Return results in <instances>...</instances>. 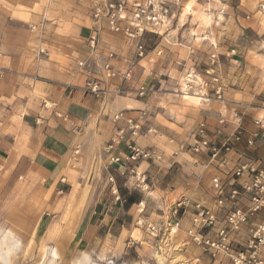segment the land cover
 <instances>
[{
  "label": "crops",
  "instance_id": "obj_1",
  "mask_svg": "<svg viewBox=\"0 0 264 264\" xmlns=\"http://www.w3.org/2000/svg\"><path fill=\"white\" fill-rule=\"evenodd\" d=\"M91 1L65 0L63 3L59 0L53 10L45 9L43 17L47 19L50 16L42 36L48 56L45 59L37 62L33 55L25 56L26 45L21 50L16 46H2L0 202H27L30 190L36 189V195L42 197L40 201L59 209V217L76 219L69 228L70 235L74 236L72 240H75L78 250L83 248L95 256L101 254L104 246L111 244L116 249L113 254L120 257L127 251H142L143 247L136 246L138 241L133 238V231H140L136 226L139 218L147 223L168 219L172 223L178 221L180 228L169 239L171 253L168 257L174 264H230L222 255L211 259L191 242L186 231L191 227L194 204L212 210L218 223L232 208L245 209L248 206L246 198H238L216 208L211 181L219 177L224 183H232L231 171L236 166L256 168L264 165V102L260 109L252 107L238 120H233L227 112L224 114L218 103L211 105L213 111L204 123L212 144L221 146L232 138L238 127L243 135L241 141L228 145V151L218 162L211 160L206 152L195 157L181 152L177 141H172L170 148L160 150L159 162H127L123 145L109 148L115 134L112 132V116L120 111H138L146 104L129 97L115 98L112 103L110 94L107 99L111 105L101 110L99 102L83 93L85 78L75 63L88 56L86 40L91 27ZM14 21L21 26L27 23L26 20ZM38 21L42 19L38 18ZM17 26L8 27L7 35L19 32ZM103 41L117 52V67H122V61L130 56L127 46L118 36L107 34ZM175 51L178 50L169 48L168 59L176 60ZM228 51H234L230 59ZM180 52L181 59L189 53L186 50ZM217 53L224 71L233 72L235 63L242 64L243 55L237 49L223 46ZM144 59L135 67L131 82L122 85L129 95L139 87L147 86V71L150 69L144 66ZM243 68L248 69L246 65ZM117 84L116 80L110 81L108 89L112 90ZM129 113L138 115L137 112ZM179 118L184 120L183 116ZM219 120L223 123L219 124ZM187 122L191 124L179 126L175 122H166L163 129L168 132L167 137L187 139L191 143L197 120ZM133 141L143 149H159L164 144L151 135ZM248 141L252 146L246 145ZM187 159L191 162L188 163ZM175 163L180 164L181 169L174 175ZM96 172L103 176L101 183L112 174L116 195L110 190L99 191L100 184L93 178ZM241 181L237 180L236 184ZM184 198L190 199L189 206L180 209L176 216L170 215L174 204ZM67 203L69 209L66 214ZM262 222L264 213L250 221ZM246 238L245 228L233 237V242L240 245ZM152 244L156 248L157 244ZM261 256L264 258V249Z\"/></svg>",
  "mask_w": 264,
  "mask_h": 264
},
{
  "label": "rangeland",
  "instance_id": "obj_2",
  "mask_svg": "<svg viewBox=\"0 0 264 264\" xmlns=\"http://www.w3.org/2000/svg\"><path fill=\"white\" fill-rule=\"evenodd\" d=\"M189 1L191 2V0L184 1L183 8ZM62 2L65 3V0ZM57 4L59 0H0V54L4 55L2 48L4 45L16 46L19 50L26 45L24 46L25 56L33 55L37 62L48 57L42 36L46 30L44 25L49 22L50 16L45 19L43 12L47 8L53 10ZM191 4L190 10H182L181 14L176 15L167 34H163L158 39L147 37L145 48L148 54L143 64L150 71H147V86L143 87L146 89L145 95L138 97L133 91L132 95L112 96L111 101L113 103L115 98L129 97L146 104L138 111L129 112L144 115L141 127L142 137L151 135L157 137L160 143L164 142L163 148H147H154L161 153L160 150L170 148L172 141H177L181 152H188L195 157L197 155L189 150L190 145L194 143V138L189 143L187 139L174 140L170 136L167 137L169 134L163 129L166 122L189 126L191 123L187 120H197L195 125L197 127L199 122H206V117L213 111L211 105L215 103H218L222 110L224 109V114L229 113V116L234 111L239 112V116H244L243 114L252 107L259 109L262 107L264 102V9L262 10L261 6H264V0H193ZM222 7L225 13L222 16H214L215 11ZM32 16L37 19L32 20ZM38 18L42 21H38ZM14 19L26 20L27 23L21 26L14 23L16 22ZM13 25H18L19 32L7 35L8 27ZM210 43H215L217 50L225 46L241 51L242 64L235 63L234 66L232 65L233 72H228L223 70L220 63L219 85L223 93L221 101L215 99L209 89L206 90L207 100L184 98L181 92L184 91V73L192 68L201 70L208 64L211 53ZM156 46L162 51L160 56L152 52ZM172 47L178 50L175 51V61L168 59L167 51ZM180 50L189 51L186 58H180ZM191 50L192 53H190ZM228 54L230 55L229 51ZM232 57L228 56L229 59ZM243 65H246L248 69L244 70ZM202 94L203 90L199 89L188 92L190 96L206 99ZM108 96L103 98L104 101L102 98L93 97L102 105L101 110L111 105L107 99ZM179 116H183L184 120ZM111 123L113 124L112 132H114L115 124L113 121ZM242 136L239 141L242 140ZM246 145L252 146L248 143ZM187 162L191 161L187 159ZM180 169L181 165L175 163L172 173L174 175L180 173ZM90 177L92 178V174ZM101 177L103 176L100 172H96L93 177L100 184L99 191L103 193L107 190L111 191V186L115 185L112 174L102 183ZM109 178L113 181L109 182ZM36 194V189L30 190V199L27 202H0V264H73L85 260V257L88 259L87 264H107V262L111 264H174L168 257L171 253L169 241L166 240L165 245L158 251L153 244L151 245L154 243L153 240L141 228H138L140 231H133V238L138 241L136 246L143 247L142 251H127V254L120 257L113 254L116 249L112 248V244V247L104 246L101 254L96 256L83 248L78 250L75 240H72L74 236L69 232L70 225L75 223L76 219L59 217V209L56 210L52 208V204L40 201L42 197ZM67 209H69V203L66 204L65 211Z\"/></svg>",
  "mask_w": 264,
  "mask_h": 264
},
{
  "label": "built area",
  "instance_id": "obj_3",
  "mask_svg": "<svg viewBox=\"0 0 264 264\" xmlns=\"http://www.w3.org/2000/svg\"><path fill=\"white\" fill-rule=\"evenodd\" d=\"M184 1L92 0L89 8L91 27L86 40L88 56L75 63L76 69L85 78L83 93L95 99H103L110 94L112 96L128 95V91L123 89L122 85L131 81L135 66L146 58L148 54L145 48L147 37L158 39L163 34H167L171 29L173 19L181 14ZM261 9L263 10L264 6H261ZM215 12L214 16H222L225 9L222 7ZM107 34L118 36L130 52V56L122 61V67H117L119 63L117 52L103 41ZM210 48L208 64L203 69L192 68L184 73L183 89L187 93L193 89L203 90L202 95L206 99L202 100H207L206 90L209 89L215 99L221 101L223 93L219 85V54L215 43H210ZM152 52L156 56L162 53L157 46ZM192 52L191 50L190 53ZM229 53L233 56L234 51H229ZM112 80L118 81V84L109 90L108 85ZM134 92L138 97H143L146 89L139 87ZM238 113L234 111L230 117L238 120ZM62 119L66 120V117ZM143 120L142 113L133 116L129 111H120L112 116L115 134L110 141L109 148L123 145L127 152V162L154 163L161 160L160 153L154 148L143 149L134 144L133 140L141 136ZM222 123L223 120H219V124ZM193 138L194 143L189 148L191 153L206 152L211 160L218 162V159L228 151V145L240 140L241 133L238 127L230 140H226L221 146H216L208 138L206 124L200 122L193 133ZM248 144L252 142L248 141ZM239 179L242 181L236 184ZM112 181V178H109V182ZM230 182L232 183H224L219 177L212 179L211 189L215 196V207L222 208L226 202H235L238 198H246L248 206L245 209L232 208L222 222L218 223L212 210L200 204H194L195 212L190 218L191 227L186 231V235L211 259L222 255L228 259L230 264H264V258L261 256L264 249V222L250 223L251 218L264 213V165L256 168L248 165L236 166L231 171ZM111 192L117 194L114 184L111 186ZM190 203L188 198L177 202L170 215L176 216L180 209L188 207ZM136 226L143 229L147 236L157 244L156 250L158 251L165 245L166 240L169 241L180 228L178 221L172 223L170 219L147 223L139 218L136 220ZM245 228L246 240L240 245H235L233 237Z\"/></svg>",
  "mask_w": 264,
  "mask_h": 264
},
{
  "label": "bare ground",
  "instance_id": "obj_4",
  "mask_svg": "<svg viewBox=\"0 0 264 264\" xmlns=\"http://www.w3.org/2000/svg\"><path fill=\"white\" fill-rule=\"evenodd\" d=\"M193 0H191V2H192ZM191 2L189 1V2H187L186 4H185V6H184V8H183V10H185V11H188V10H190V8H191ZM183 18V17H182ZM182 93H183V97L184 98H189V99H194V100H200V101H202V99L201 98H198V97H196V96H194V95H188V93L187 92H184V91H181ZM55 256V255H54ZM86 259L85 260H80L78 263H73V264H87L88 263V259H87V257H85ZM107 264H111V262H107Z\"/></svg>",
  "mask_w": 264,
  "mask_h": 264
}]
</instances>
